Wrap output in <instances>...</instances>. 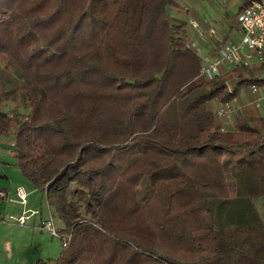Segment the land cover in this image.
I'll list each match as a JSON object with an SVG mask.
<instances>
[{
  "label": "trees",
  "instance_id": "trees-1",
  "mask_svg": "<svg viewBox=\"0 0 264 264\" xmlns=\"http://www.w3.org/2000/svg\"><path fill=\"white\" fill-rule=\"evenodd\" d=\"M187 13L204 24L181 0H0L24 107L0 134L64 221L27 264H264V116L222 133L212 107L264 84V60L207 75Z\"/></svg>",
  "mask_w": 264,
  "mask_h": 264
},
{
  "label": "rangeland",
  "instance_id": "rangeland-1",
  "mask_svg": "<svg viewBox=\"0 0 264 264\" xmlns=\"http://www.w3.org/2000/svg\"><path fill=\"white\" fill-rule=\"evenodd\" d=\"M239 1L181 0L182 4L191 7L203 20L204 24L201 23L203 26L216 21V29L231 21L237 22V18L236 20L233 18V13L237 9ZM197 40L198 43L196 42V44L201 45V51H205L201 39L197 38ZM193 46L197 49L195 44ZM20 80L19 74L7 64L5 58L0 56V109L7 111L8 115L11 116L16 115L18 111H22L24 108L20 95L22 91ZM258 93L262 96L258 106L250 103L243 105H247L245 107L247 111L264 112V84L258 85L256 94H252L247 85L242 86L237 96L248 100ZM218 102V100L213 101L212 107L214 108ZM245 108L243 111H246ZM232 129L233 125L227 124L226 131L224 130L222 133H231ZM1 135L6 139L12 136L8 133ZM13 146L7 141L0 145V173L2 175L0 184L7 187L6 199L4 198L0 203V211L2 212V217H0V264H27L39 256L44 259L56 257L62 247V238L58 234H51L43 224L51 220L55 228H60L64 225V221L56 208L47 202L43 190L34 186L22 174L16 155L10 151ZM218 158L219 154L215 152V159L219 166ZM222 186L224 189L223 181ZM18 187H22L25 193V198L22 200L17 192ZM79 189L85 190L86 186L71 182L66 190V195L68 198H75L77 211L83 215L86 211L84 199L77 198V190ZM20 214L22 215V222L18 221ZM31 245L36 246L35 250H29ZM47 264H51V262L48 261Z\"/></svg>",
  "mask_w": 264,
  "mask_h": 264
},
{
  "label": "built area",
  "instance_id": "built-area-1",
  "mask_svg": "<svg viewBox=\"0 0 264 264\" xmlns=\"http://www.w3.org/2000/svg\"><path fill=\"white\" fill-rule=\"evenodd\" d=\"M185 18L192 28V35L188 42L197 46V50L202 56L201 69L207 75L223 71L235 64L251 65L264 60V0H249L237 13V28L229 30L225 37H222L216 29V21L203 26L191 13H187ZM197 38L201 39L205 51H201V45L196 44V42L198 43ZM250 91L256 94L258 86L252 85ZM261 98V94L258 93L248 102L258 106ZM238 109V96L234 95L220 100L214 107V114L220 120L218 129L223 131L227 124L233 125L234 113ZM4 141L14 145L13 135L6 139L0 134V145ZM10 151L13 152L12 148ZM17 192L21 200L25 198L22 187H18ZM5 195L6 190L0 187V197H5ZM18 221L22 222L21 214L18 216ZM43 225L51 234L59 235L51 220ZM64 243L65 238L62 237V244Z\"/></svg>",
  "mask_w": 264,
  "mask_h": 264
},
{
  "label": "crops",
  "instance_id": "crops-1",
  "mask_svg": "<svg viewBox=\"0 0 264 264\" xmlns=\"http://www.w3.org/2000/svg\"><path fill=\"white\" fill-rule=\"evenodd\" d=\"M249 99L248 100H244V99H242V98H240V97H238V102H239V111H243V109L245 108V107H247V105H243V104H248L249 102ZM241 102H242V104H241ZM250 111V110H249ZM251 113H254L253 111L251 112ZM250 114V113H249ZM255 115H260V116H264V112H262V111H259V112H255L254 113ZM217 118V117H216ZM2 175H1V173H0V177H1ZM6 176V175H5ZM71 182H76L75 180H72ZM71 182L69 183V186H70V184H71ZM80 185V184H79ZM80 186H82V185H80ZM0 187H3L6 191H7V187H5V186H3V185H1L0 184ZM4 198L6 199V197H0V203L4 200ZM5 202V201H4ZM4 204V203H3ZM263 209V211H264V208H262ZM1 210V209H0ZM1 215H2V212L0 211V217H1ZM41 223V222H40ZM35 248H36V246H34V245H31L30 247H29V250L30 251H32V250H35Z\"/></svg>",
  "mask_w": 264,
  "mask_h": 264
}]
</instances>
